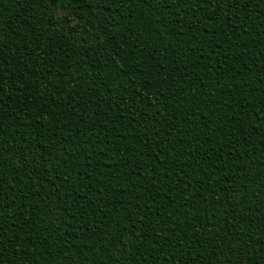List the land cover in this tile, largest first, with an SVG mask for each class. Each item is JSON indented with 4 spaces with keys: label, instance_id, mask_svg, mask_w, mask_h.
Listing matches in <instances>:
<instances>
[{
    "label": "trees",
    "instance_id": "obj_1",
    "mask_svg": "<svg viewBox=\"0 0 264 264\" xmlns=\"http://www.w3.org/2000/svg\"><path fill=\"white\" fill-rule=\"evenodd\" d=\"M0 264H264V0H0Z\"/></svg>",
    "mask_w": 264,
    "mask_h": 264
},
{
    "label": "snow or ice",
    "instance_id": "obj_2",
    "mask_svg": "<svg viewBox=\"0 0 264 264\" xmlns=\"http://www.w3.org/2000/svg\"><path fill=\"white\" fill-rule=\"evenodd\" d=\"M62 14V13H61Z\"/></svg>",
    "mask_w": 264,
    "mask_h": 264
}]
</instances>
